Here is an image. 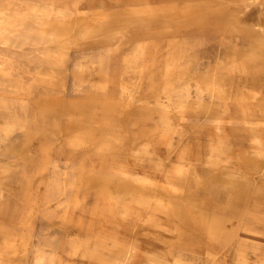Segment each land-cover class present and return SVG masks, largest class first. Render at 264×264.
<instances>
[{
  "label": "rangeland",
  "instance_id": "374dc122",
  "mask_svg": "<svg viewBox=\"0 0 264 264\" xmlns=\"http://www.w3.org/2000/svg\"><path fill=\"white\" fill-rule=\"evenodd\" d=\"M263 27L264 0H0V264H264Z\"/></svg>",
  "mask_w": 264,
  "mask_h": 264
},
{
  "label": "bare ground",
  "instance_id": "6f19581e",
  "mask_svg": "<svg viewBox=\"0 0 264 264\" xmlns=\"http://www.w3.org/2000/svg\"><path fill=\"white\" fill-rule=\"evenodd\" d=\"M141 13V12H140ZM38 18V17H37ZM61 23V22H60ZM264 28V27H263ZM168 29V28H167ZM86 32V31H85ZM50 38V37H49ZM51 40V39H50ZM51 42V41H50ZM0 61L1 62H4V60H1L0 59ZM3 65V64H2ZM2 65H1V68H2ZM157 92V91H156ZM207 92V91H206ZM192 93V92H191ZM185 100V99H184ZM172 135V134H171ZM173 136V135H172ZM180 137V136H179ZM141 148H143V147H141ZM133 246V245H132ZM238 246V245H237ZM127 249V248H126ZM129 249V248H128ZM242 255H243V259H246V255H247V253H248V251L251 249V250H254V251H261V249H260V247H254V245L253 244H251L249 241H247V240H243V242H242ZM130 250V249H129ZM127 251V250H126ZM130 251H132V249L130 250ZM133 252V251H132ZM131 254V253H130ZM129 254V255H130ZM124 255V254H123ZM132 255V254H131ZM128 256V255H127ZM124 257V256H123ZM131 258V257H130ZM130 258H128L129 259V261H130ZM126 259V258H125ZM242 259V260H243ZM128 261V260H127ZM245 263H246V260H243ZM100 262V261H99ZM98 262V263H99ZM259 263V262H258ZM144 264V263H143Z\"/></svg>",
  "mask_w": 264,
  "mask_h": 264
}]
</instances>
